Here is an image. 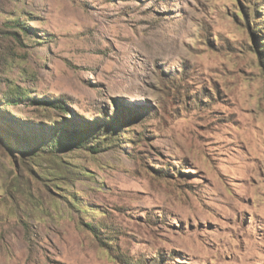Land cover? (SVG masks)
Listing matches in <instances>:
<instances>
[{
    "label": "rangeland",
    "instance_id": "374dc122",
    "mask_svg": "<svg viewBox=\"0 0 264 264\" xmlns=\"http://www.w3.org/2000/svg\"><path fill=\"white\" fill-rule=\"evenodd\" d=\"M0 264H264V0H0Z\"/></svg>",
    "mask_w": 264,
    "mask_h": 264
},
{
    "label": "trees",
    "instance_id": "16d2710c",
    "mask_svg": "<svg viewBox=\"0 0 264 264\" xmlns=\"http://www.w3.org/2000/svg\"><path fill=\"white\" fill-rule=\"evenodd\" d=\"M100 128L95 125L83 126L82 128L73 126L66 130L54 132L49 137L47 144L53 146L55 149L65 148L67 146L84 147L90 140L94 139V136H99L101 132ZM94 142L95 144L99 143L98 140H94Z\"/></svg>",
    "mask_w": 264,
    "mask_h": 264
}]
</instances>
